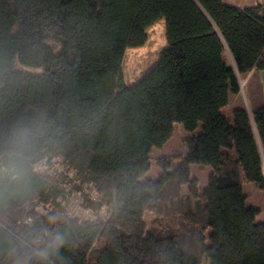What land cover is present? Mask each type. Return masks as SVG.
Segmentation results:
<instances>
[{
	"label": "trees",
	"instance_id": "16d2710c",
	"mask_svg": "<svg viewBox=\"0 0 264 264\" xmlns=\"http://www.w3.org/2000/svg\"><path fill=\"white\" fill-rule=\"evenodd\" d=\"M161 19L167 46L128 87L125 53ZM253 70L264 71L262 2L0 0V127L44 118L55 133L48 164L74 173L35 178L8 209L9 227L24 220L65 233L55 264H135L154 251L163 264H264V224L242 187L246 179L264 192V108L252 117L237 108L232 122L221 112ZM175 124L202 132L186 141V157L160 158L158 180L143 181ZM191 166L211 168L208 185L183 195ZM79 185L102 197L87 204L92 221L67 213V187ZM146 213L156 216L150 226Z\"/></svg>",
	"mask_w": 264,
	"mask_h": 264
},
{
	"label": "clouds",
	"instance_id": "9594fccd",
	"mask_svg": "<svg viewBox=\"0 0 264 264\" xmlns=\"http://www.w3.org/2000/svg\"><path fill=\"white\" fill-rule=\"evenodd\" d=\"M55 145L50 123L41 117H22L0 127V255L4 264H55L68 243L65 233L19 221L9 227L6 213L28 193L33 181L46 174L49 155ZM55 224V218L50 219Z\"/></svg>",
	"mask_w": 264,
	"mask_h": 264
},
{
	"label": "rangeland",
	"instance_id": "374dc122",
	"mask_svg": "<svg viewBox=\"0 0 264 264\" xmlns=\"http://www.w3.org/2000/svg\"><path fill=\"white\" fill-rule=\"evenodd\" d=\"M147 43L141 48H130L125 53L123 63V78L128 87L133 86L140 81L158 62L159 56L167 46L166 41V27L165 20L161 19L155 23L148 30ZM18 69H23L18 65ZM25 70V69H23ZM37 71H40L39 69ZM202 132V125H199L197 130L192 133H188L184 130L181 124L174 125V133L172 138L161 148H154L152 150L151 158L152 164L150 171L143 177V181L151 180L156 181L161 175V169L158 166V160L167 155L181 156L182 158L187 155L186 141L193 136L197 137ZM180 164V161L175 160L172 163V170ZM211 173L210 167L191 166V182L190 187H183L182 194H188L191 192H203L208 185V177ZM67 175L72 177L74 175L67 167L62 165L58 160H53L51 164H48L46 175L48 176H60ZM80 191L74 190L71 187H67V213L71 218H81L92 221L94 219L95 211L88 210L87 204L99 203L102 201V197L96 193L95 188L90 185H79ZM243 191L247 195L248 203L255 206L260 210V215L257 222L264 224V192L259 190L254 183H250L244 179ZM64 204V202H63ZM102 216H105L106 212H99ZM155 217L151 213L145 214V221L150 226L155 220ZM176 220H168L164 222L166 226H174ZM175 227V226H174ZM164 254L161 251H154L147 254L143 259L133 260L135 264H163ZM201 264H210L207 259H203Z\"/></svg>",
	"mask_w": 264,
	"mask_h": 264
},
{
	"label": "crops",
	"instance_id": "0c3cea01",
	"mask_svg": "<svg viewBox=\"0 0 264 264\" xmlns=\"http://www.w3.org/2000/svg\"><path fill=\"white\" fill-rule=\"evenodd\" d=\"M222 2L229 7L244 9L253 7L259 2L264 3V0H222ZM227 59L230 63H233L230 55H227ZM239 85L240 92L237 94L231 93L229 105L221 111L223 116L230 122L233 121V111L237 108L246 109L250 117L259 108H264V71L253 70L249 74L239 77ZM248 201L247 199V206L255 208Z\"/></svg>",
	"mask_w": 264,
	"mask_h": 264
},
{
	"label": "built area",
	"instance_id": "2783aa9c",
	"mask_svg": "<svg viewBox=\"0 0 264 264\" xmlns=\"http://www.w3.org/2000/svg\"><path fill=\"white\" fill-rule=\"evenodd\" d=\"M263 169H264V165H263Z\"/></svg>",
	"mask_w": 264,
	"mask_h": 264
}]
</instances>
